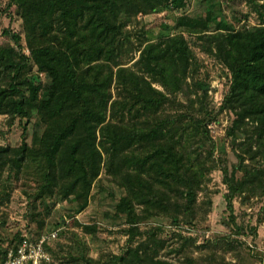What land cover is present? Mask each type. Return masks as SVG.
Listing matches in <instances>:
<instances>
[{
	"label": "trees",
	"instance_id": "1",
	"mask_svg": "<svg viewBox=\"0 0 264 264\" xmlns=\"http://www.w3.org/2000/svg\"><path fill=\"white\" fill-rule=\"evenodd\" d=\"M163 1L8 0L4 10L14 7L20 17L28 53L0 47V114L29 121L34 111L43 130L30 143L23 138L17 148L0 146V174L33 163L42 174L36 199L74 196L83 210L104 167L126 190L115 204L117 216L126 214L136 224L148 218L134 212L142 205L144 214L162 212L175 224L192 218L216 148L208 129L216 112L206 103L207 85L196 84L201 96L189 100L186 115L163 116L169 95L184 90L191 65L184 39L142 48L133 68L122 60L132 41L127 26L139 12L155 11ZM169 1L177 8L187 2ZM200 38L232 75L222 106L235 114L228 134L238 162L231 172L223 168L231 212L235 196L264 193V167L257 160H264V24ZM30 65L44 73L47 83L24 76ZM246 119L253 123L250 128ZM84 228L93 233L96 227ZM164 245L152 234L147 243L130 244L109 259L83 257L75 264H170L156 259Z\"/></svg>",
	"mask_w": 264,
	"mask_h": 264
},
{
	"label": "rangeland",
	"instance_id": "2",
	"mask_svg": "<svg viewBox=\"0 0 264 264\" xmlns=\"http://www.w3.org/2000/svg\"><path fill=\"white\" fill-rule=\"evenodd\" d=\"M7 2L0 0V47L14 46L27 54L21 19L14 7L4 10ZM189 20L198 21L203 26L192 28L187 24ZM262 24L264 0H187L183 8L174 7L167 0L161 2L155 11L139 12L127 26L132 41L122 59L125 67H134L142 48L161 41L165 44L173 38H183L190 51L191 65L183 84L184 90L169 95L168 103L161 111L163 116L186 115L189 100L201 96V91L196 89L198 83L207 85L206 103L216 112V120L208 126L216 146L214 161L209 164L197 193L191 219H181L175 224L172 217L162 212L144 214L142 205H136L134 212L139 217L147 215L148 218H142L136 224L128 222L126 214L117 216L115 204L126 195V190L107 174L104 167L91 189L90 202L83 210H79L80 204L74 196L65 199L54 194L36 199L42 174L35 164L30 163L17 173L5 168L0 174V263L5 256L1 263L5 264L9 251L15 252L23 243H28L26 247L36 248L40 241H43L40 247L45 257L39 259V264H75L86 257L105 260L123 253L130 244L147 243L154 234L156 239L165 241L156 259L170 264H264V193L247 194L245 199L244 193L235 196L231 212L226 201L228 189L223 182V168L231 172L238 162L228 134L235 114L222 108L232 75L228 67L207 50V42L200 38L203 34L212 36ZM14 34L20 37L18 42ZM24 76L43 84L48 81L44 73L37 74L36 67L31 65L24 71ZM153 86L163 90L158 83ZM113 92H116L114 88ZM125 119L131 121L130 115ZM245 122L248 128L253 124L248 119ZM42 130L43 124L34 111L29 121L26 117L11 118L8 114H0L2 147L17 148L23 138L30 143ZM252 150H256L255 144ZM257 160L264 167V160L261 157ZM246 163L251 161L247 159ZM240 175L238 172L237 176ZM144 176L151 179L147 174ZM86 225L95 226V232H87ZM251 227L256 228L255 233Z\"/></svg>",
	"mask_w": 264,
	"mask_h": 264
},
{
	"label": "built area",
	"instance_id": "3",
	"mask_svg": "<svg viewBox=\"0 0 264 264\" xmlns=\"http://www.w3.org/2000/svg\"><path fill=\"white\" fill-rule=\"evenodd\" d=\"M43 241H40V245ZM28 243H23L20 245L15 252L9 251V259L6 263L8 264H23L24 261L29 260L32 264H39V259L45 257L43 251L41 250L40 245L38 244L37 247H26ZM31 244V243H29ZM33 256H37L36 259H33ZM5 263V264H6Z\"/></svg>",
	"mask_w": 264,
	"mask_h": 264
}]
</instances>
